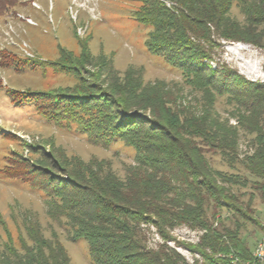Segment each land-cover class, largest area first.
Wrapping results in <instances>:
<instances>
[{"label":"trees","instance_id":"1","mask_svg":"<svg viewBox=\"0 0 264 264\" xmlns=\"http://www.w3.org/2000/svg\"><path fill=\"white\" fill-rule=\"evenodd\" d=\"M10 1L0 0L1 13L12 8ZM233 1L244 7L248 3L139 0L135 11L137 21L150 27L145 39L148 51L181 70L188 83L205 94L208 104L200 114L189 109L173 111L157 91L151 93V84L140 80L135 84L129 75L117 80L108 71L101 79L92 75L93 80L89 78L86 83L79 68L82 61L91 60L86 45L80 56L63 54L55 62L59 70L80 76L74 92L8 91L11 99L34 105L47 119L68 126L75 124L93 144L107 147L119 139L135 152L136 162L126 169L123 178L100 168L103 161H90L82 171L65 176L47 175L35 181L37 174L33 172L31 176L29 172L12 174L45 192L48 215L66 219L69 238L86 241L93 263L198 264L196 259L189 262L168 241L198 253L205 264H232L231 254L241 259L250 256L251 251L238 238L237 231L220 232L207 218L206 198L218 207L246 217L248 214L227 185L237 180L214 170L197 142L201 139L219 149L229 161H240L259 178L256 185L264 199V82L247 80L232 69L209 63L216 39L250 37L229 16ZM251 6L254 10L249 25H264V0ZM263 35L259 34V38ZM147 90L150 97L143 96ZM226 93L244 107L239 123L254 134L252 151L241 157L237 127L217 114L210 115L213 95ZM35 171L42 173L44 169ZM181 224L203 229L196 245L180 243L171 234ZM142 225H153L162 242L150 246ZM30 227L31 243L22 241L21 250L5 243L0 250V264H73L56 237L45 238Z\"/></svg>","mask_w":264,"mask_h":264},{"label":"rangeland","instance_id":"2","mask_svg":"<svg viewBox=\"0 0 264 264\" xmlns=\"http://www.w3.org/2000/svg\"><path fill=\"white\" fill-rule=\"evenodd\" d=\"M11 1V9L0 11V250L5 243L18 250L22 241L31 243L28 228L32 226L45 238L56 237L73 264H95L86 241L69 238L66 219L57 220L48 215L45 192L12 174L29 172L31 176L33 172L37 174L35 181L47 175L65 176L81 170L90 161H103L100 168L123 178L136 162L134 150L119 139L107 147L93 144L75 124L68 126L47 119L34 105L11 99L8 91L74 92V84L80 76L59 70L55 62L63 54L71 58L80 56L82 46L86 45L85 51L91 60L82 61L79 67L86 83L92 75L101 79L111 71L117 80L129 75L135 84L137 80L151 84V93L157 91L166 100L165 106L173 111L189 109L200 114L208 102L202 91L188 83L181 70L148 51L145 39L150 27L135 17L139 0ZM258 2L248 0L246 7L236 1L231 3L230 18L242 25L250 37L216 39L209 63L232 69L247 80L264 82V35L259 38V34H264V25H249L248 21L254 10L251 5ZM149 93L147 90L143 96L150 97ZM213 96L210 115L217 114L237 127L240 157L251 152L254 134L239 123L244 107L227 93ZM197 142L214 170L237 180L227 185L248 214L246 217L230 208L218 207L206 198L207 218L220 232L237 231L238 238L251 251L264 236V199L256 185L259 178L240 161H229L219 149L201 139ZM36 168L44 169L45 175L35 171ZM142 230L150 246L162 242L153 225H142ZM203 233V229L187 224L171 230L180 243L193 245L200 241ZM167 244L189 262L196 259L198 264H205L198 253L190 252L182 244L174 241Z\"/></svg>","mask_w":264,"mask_h":264},{"label":"built area","instance_id":"3","mask_svg":"<svg viewBox=\"0 0 264 264\" xmlns=\"http://www.w3.org/2000/svg\"><path fill=\"white\" fill-rule=\"evenodd\" d=\"M230 257L232 264H264V236L255 243L248 258L241 259L232 254Z\"/></svg>","mask_w":264,"mask_h":264}]
</instances>
